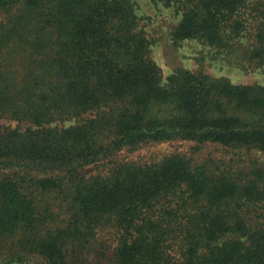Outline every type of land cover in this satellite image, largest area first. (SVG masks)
Segmentation results:
<instances>
[{
    "label": "trees",
    "instance_id": "trees-1",
    "mask_svg": "<svg viewBox=\"0 0 264 264\" xmlns=\"http://www.w3.org/2000/svg\"><path fill=\"white\" fill-rule=\"evenodd\" d=\"M152 1L182 11L174 42L264 69V0ZM1 119L23 127L0 134V264H264L263 162L117 159L174 140L264 151V85L164 79L134 0H0Z\"/></svg>",
    "mask_w": 264,
    "mask_h": 264
},
{
    "label": "rangeland",
    "instance_id": "rangeland-1",
    "mask_svg": "<svg viewBox=\"0 0 264 264\" xmlns=\"http://www.w3.org/2000/svg\"><path fill=\"white\" fill-rule=\"evenodd\" d=\"M137 13L142 17V24L151 40V53L161 66L164 79L178 67L188 68L192 71L204 70L207 74L220 77L226 76L235 83H260L264 85V69L251 64L239 51L214 47L197 39H185L178 43L172 38L174 26L180 21L182 11L177 5H165L152 0H134ZM248 24V22H247ZM252 24L235 41V47L247 43ZM251 33V32H250ZM234 41V42H235ZM74 120L58 122L60 126H69ZM23 127L16 121L1 119L0 134L7 128ZM194 141L174 140L152 143L135 150L125 149L117 159L148 161L159 159L171 153H181L195 159H202L207 155L217 160H257L264 163V151L252 150L249 157L244 153H227L219 145H199ZM241 156V157H240ZM240 162V161H239ZM108 168V164L98 163L86 167L85 172L96 174ZM32 264H37L34 260Z\"/></svg>",
    "mask_w": 264,
    "mask_h": 264
}]
</instances>
